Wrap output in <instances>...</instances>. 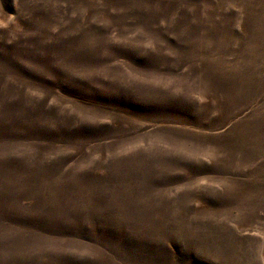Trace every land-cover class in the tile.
Masks as SVG:
<instances>
[{
  "label": "rangeland",
  "instance_id": "1",
  "mask_svg": "<svg viewBox=\"0 0 264 264\" xmlns=\"http://www.w3.org/2000/svg\"><path fill=\"white\" fill-rule=\"evenodd\" d=\"M0 264H264V0H0Z\"/></svg>",
  "mask_w": 264,
  "mask_h": 264
}]
</instances>
